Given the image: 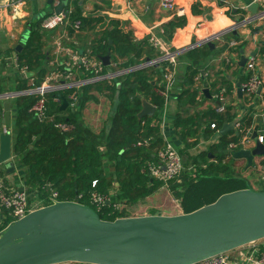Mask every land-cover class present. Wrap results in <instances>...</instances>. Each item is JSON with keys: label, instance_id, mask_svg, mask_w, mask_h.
I'll return each instance as SVG.
<instances>
[{"label": "trees", "instance_id": "trees-1", "mask_svg": "<svg viewBox=\"0 0 264 264\" xmlns=\"http://www.w3.org/2000/svg\"><path fill=\"white\" fill-rule=\"evenodd\" d=\"M71 5L74 7L71 20H80V30L92 29L103 22L102 17H83L77 0L71 2ZM195 8L192 7V14L198 13ZM50 15H45L41 20ZM41 20L31 23L29 35L16 54L17 72L26 68L32 73V85H27L29 79L19 75V84L9 87V81L1 74L0 64V94L39 87L47 76V54L43 51L45 31L40 28ZM186 23L185 16H174L161 26L157 36L164 44H168L176 30L184 28ZM67 29L71 30L70 27ZM229 37L239 41V36L233 32L229 33ZM245 44L241 43L238 48ZM218 53L215 47L211 50L205 44L177 55L174 66L162 60L157 66L128 71L143 64L147 58L158 59L161 53L150 44L148 37L134 41L131 33L121 29L118 22L110 21L100 39L92 42L90 54L96 58L110 55L111 65L103 67L101 75L115 71L127 72L112 80L97 81L78 89L47 93L46 119L42 122L31 111L38 99L37 95H19L6 100L12 101L15 110L9 128L11 151L21 186L30 198L37 196L43 199L46 196V184H49L57 193L59 201H76L89 206L101 220L113 221L129 217L126 214L127 207L144 201L164 186L162 182L150 177L145 168L147 163L156 162L157 151L165 145V137L159 127L165 99L158 95V91L163 90V76L167 72H174L170 91L174 95L169 93V99L174 97L176 109L170 119L175 136L183 145L178 152L184 169L179 179L170 182L167 189L178 202L182 213H190L211 204L223 194L251 188L248 180L235 170L232 157L234 151L229 149L230 144L238 143L245 136L251 126V117L248 114H232L230 107H226L221 115L216 114L213 108L203 113L190 114V110L199 104L198 101H205L201 91L194 87V78L199 69L205 68L207 61ZM178 66H181L179 71ZM80 74L81 80L95 76L92 71L83 69ZM221 82L226 87L231 83L226 76L221 78ZM105 91L108 98L116 101V105L113 114L108 117V126L96 134L84 125L81 112L87 102L98 101L92 92L101 96ZM74 92L77 94V107L73 111L69 108L61 109V104L54 101L56 98L66 99L68 94ZM142 99L155 107L152 117L138 118ZM236 117L239 118L238 135L235 131L230 132L219 136L217 143L194 156L187 153L190 147L197 145V135L203 126L202 135L207 137ZM57 123H68L73 129L60 133L55 127ZM211 124L215 125V129L210 128ZM146 139H149L147 147L134 146ZM0 175L4 176V172L0 171ZM93 182H96L94 187ZM259 191H264V188ZM93 192L109 199V203L101 210H97L91 203ZM120 205L124 207H115Z\"/></svg>", "mask_w": 264, "mask_h": 264}, {"label": "water", "instance_id": "water-1", "mask_svg": "<svg viewBox=\"0 0 264 264\" xmlns=\"http://www.w3.org/2000/svg\"><path fill=\"white\" fill-rule=\"evenodd\" d=\"M52 2L47 0L49 5ZM61 8L56 7L54 13L58 14ZM247 10L252 17L240 22V27L253 20L257 5L251 4ZM202 44L196 43L195 47ZM206 45L214 49L212 42ZM22 47L21 42L15 50ZM239 56L238 66L243 68L247 60L243 48L239 49ZM99 60L104 67L110 66L109 54ZM150 62L153 60L147 58L128 71L148 67ZM31 75L27 73L26 77ZM235 86L241 99V84ZM202 94L211 98L206 88ZM19 95L23 92L0 94V100ZM141 102L138 118L152 117L155 108L144 99ZM67 106V101L61 98V109ZM2 112L1 124L9 126V102L2 104ZM238 123L237 117L224 124L218 130L219 136L236 132ZM256 136L254 130L250 140L232 153L234 160L245 162V169L257 164V158L259 164L264 162V145L257 142ZM11 140V134L0 133V165L8 167L7 173L15 170ZM263 239L264 191L252 188L223 194L190 213L123 217L113 221L101 220L94 209L79 202L57 201L6 227L0 236V264H196Z\"/></svg>", "mask_w": 264, "mask_h": 264}, {"label": "crops", "instance_id": "crops-1", "mask_svg": "<svg viewBox=\"0 0 264 264\" xmlns=\"http://www.w3.org/2000/svg\"><path fill=\"white\" fill-rule=\"evenodd\" d=\"M73 1L75 0H70V4ZM77 2L79 4L78 9L81 11L83 17H102L103 22L92 29L80 30L78 33H74L72 29L64 30L63 28L45 32L44 40L46 43L43 47V51L47 54V62L45 63L49 69L47 76L54 69H59L58 65L68 59L66 55H58L55 49V41L65 32H67L69 40H63L62 38L63 45L69 46L79 55H88L92 42L100 39L110 21L118 22L121 29L131 33L133 40L138 41L150 34L157 36L161 26L176 16L173 12L160 9L158 0H77ZM175 4L177 7L184 8V16L187 19V23L184 28L176 30L173 38L168 44H164L167 49L176 50L184 48L190 44L198 43L202 39L216 33L227 31L222 34L216 43L212 42L215 45L214 47L219 50V53L216 54L214 58L207 61L205 68L199 69H206L211 74L213 83L210 85V89H208L211 98L206 97L205 101H198L199 104L190 110V114L203 113L208 108H213V95L216 93L217 88H223L226 91L225 98L227 107H230V113L235 115L248 114L251 117V126L242 138L246 137L250 139L254 130H256L257 135H264V110H259V108H256L254 105L248 106L245 103V101H247L246 98L242 96V98L239 99L237 96L235 85L236 83H241L244 72V68L238 66L240 48L237 47V50H230L232 61L230 65L226 64L223 56L224 51H226L227 42L233 40L229 37V33L233 32V34L239 36V45L241 43H246L244 47H242L246 58L250 56L252 52L256 51L255 55H257L255 58L259 65L257 69L264 77V45L262 44L264 43V21L256 24L257 26L254 27L253 25L238 26L243 20L251 19L252 17V14L247 10L250 5V0H175ZM193 6L196 7L197 14L191 13ZM54 9L53 2L49 5L47 0H0L1 74L9 81V87H15L19 84L17 81L19 75L29 79L27 85H32V75L26 77V75H23L22 69H20L19 72L16 70V54L19 51L15 49L21 42L24 45L25 41L23 42L21 40H24L22 39L23 36L27 39L31 23L41 20L45 15L54 13ZM259 27L263 28L260 29ZM254 29L257 30L254 31ZM95 59L99 60V58L96 57ZM179 69L181 70V66H178V71ZM27 73L29 72L26 70V74ZM72 74V79H80L81 74L77 70H73ZM224 76L231 82L227 87L221 82V78ZM170 93L174 95L173 91ZM92 95H95L98 99V95L95 92H92ZM173 98V96H171V99L168 98V117L166 116L162 132L165 139L178 150L182 149L183 145L179 143L171 124L170 116L176 109V101ZM255 101L258 100L255 99ZM4 102H6V100H0L1 105ZM7 102L10 103L11 123L15 110L12 101ZM103 104L104 102L102 101H89L85 104L81 112V120L84 125L96 134L108 126V117L113 114L116 101H113L112 107L106 114H91L93 111H100V107H102ZM2 117L3 112L0 111V133L5 127L1 124ZM6 127L9 128V126ZM204 127L205 126L202 127L201 133L197 135V145L187 150L190 156H194L206 150L209 145L218 142V131H213L211 134L209 133L207 137H204L202 135ZM237 130L238 128H236V131ZM258 161L259 159L257 158L256 163H258ZM235 164H243V172L240 175L248 180L252 189L257 190L254 183H260L264 188V181L262 180L261 174L262 168L255 164L253 167L245 169V162L241 160H235L234 165ZM262 165H264V162ZM4 168L6 171H3L1 168L0 170L4 172V176L7 177L9 182L13 183L16 187H21L22 182L15 164V170L12 173H7V166L4 165ZM256 172L258 174H256ZM158 192L159 190L144 201L132 206H135L137 212H139V214L135 216L169 215L156 211L155 214H152V210L147 207L149 205L148 202L152 203L158 198ZM132 207L130 206L129 209ZM181 213L182 211L173 215ZM240 251L245 252V256L236 260L237 253ZM249 252H254L256 255L263 253L264 239L232 251L231 257H233L235 261H238V264H247Z\"/></svg>", "mask_w": 264, "mask_h": 264}, {"label": "built area", "instance_id": "built-area-1", "mask_svg": "<svg viewBox=\"0 0 264 264\" xmlns=\"http://www.w3.org/2000/svg\"><path fill=\"white\" fill-rule=\"evenodd\" d=\"M158 4L160 9L173 12L176 16L185 15L184 8L177 7L175 4V0H158ZM251 4L257 5L256 16L253 18V20L247 22L245 25H253L254 27L257 26L256 24L264 21V0H250V5ZM53 6L54 8L62 6V8L58 14L52 13L50 16L43 18L40 22V28L45 32H49L57 28H63L64 30H66L67 27H70L74 33H78L80 31L81 22L80 20H71L70 15L73 10L70 4V0H53ZM221 36L222 35H219V33H216L214 35L202 39L198 43H203L202 45H205L208 42L218 41ZM147 37L149 38L150 44L161 53V57L153 60V62H150L149 66L155 65L162 60H166L174 66L176 65L177 55L195 48L196 44L193 43L184 48L169 50L156 35L150 34ZM62 38L63 40H69L67 32L63 33V35L55 41L56 53L58 55H66L68 59L58 65L59 69H54L52 72H50V74L45 77L44 81L39 87H31L23 91V95L34 94L38 96V99L32 106L31 111L33 112L35 118L40 122L46 119L45 95L47 93L64 89H78L83 85L94 83L97 81L105 79L112 80L118 77L119 75L127 72L115 71L110 72L107 75H101L102 69L104 67L101 61L96 60L95 57L91 56L90 53H88V55H79L75 50L71 49L69 46L63 45ZM238 45L239 41L232 40L228 42L226 51H224L223 55L226 64L230 65L232 63L230 50H237ZM184 49L187 50L183 52ZM256 55H250L246 58L247 60L243 67L244 72L242 76L244 80L240 84L242 88V96L247 99L245 103L248 106L254 105L256 108H259V110H264V77L262 76V73L257 69L259 65L255 58ZM82 69L84 71H92L95 76L91 79H72L73 70H77L79 73H81ZM22 73L23 75H26V68H22ZM174 77V72H167L163 76V90L158 91V95L165 99L164 107L161 113V120L159 122L161 132L166 121L168 98L169 93L172 89ZM212 83L213 79L211 77V74L206 69L199 70L198 74L194 78V87L199 89L201 93L202 90L205 88L210 89V85ZM225 92V89L217 88L216 93L213 95V110L216 114L221 115L226 110L227 102L225 98ZM257 92L259 93L257 94ZM255 99L258 101H255ZM65 100L68 103L67 108L71 109L72 111L76 109L77 94L75 92L68 94ZM54 101L61 104V99L59 98H56ZM55 127L60 133H67L73 129V126L68 123H57L55 124ZM210 128L215 129V125L211 124ZM236 128H239V123L236 125ZM2 131L4 133L11 134L10 128L6 126L3 128ZM256 139L259 144L264 145V135H257ZM249 140L250 139L244 137L240 139L238 143L230 144L229 149L235 151L236 149L242 147ZM164 141L165 145L157 151L156 162L147 163L145 169L150 177L162 182L164 186H167L170 182L179 179L184 168L182 158L179 155L178 150L165 138ZM148 144L149 139H146L137 142L134 146L147 147ZM12 161L14 163V156L12 158ZM257 165L262 168L261 174L262 180L264 181V165L259 163H257ZM95 184L96 182H93L92 187H94ZM45 188V198L40 199L37 196L30 198V195L27 193L25 188H23L22 186L16 187L13 183L9 182L6 176L0 175V236L10 223L21 219L32 211H35L39 208L51 205L54 202L59 201L57 199V193L50 188L49 184H46ZM91 203L95 206L97 210H101L105 204L109 203V199L107 196L93 192L91 194ZM115 207L121 209L122 207H124V205ZM231 252L212 257L196 264H238L239 262L235 261V259L231 257ZM248 254L249 255L247 259V264H264V252L258 255L254 254V252H249ZM243 256H245V252H238L236 260L243 258Z\"/></svg>", "mask_w": 264, "mask_h": 264}, {"label": "rangeland", "instance_id": "rangeland-1", "mask_svg": "<svg viewBox=\"0 0 264 264\" xmlns=\"http://www.w3.org/2000/svg\"><path fill=\"white\" fill-rule=\"evenodd\" d=\"M21 41H23V42L26 41V38L24 40H21ZM213 43H216V41L215 42L213 41ZM234 62H235V59H234ZM104 93H105L104 95L98 96V101H102V102H104V104L102 105V107H100L101 108L100 111L91 112L92 115L93 114H96V115L103 114L104 115L112 107L113 101L110 98H108V96L106 95L108 93L106 91ZM100 119H103V118H100ZM242 165L243 164H240V165L235 164L234 165L235 170L238 171L239 174H241L243 172L244 167ZM0 168L3 171H6L4 168V165H0ZM256 174H258V173L256 172ZM254 186L258 191L263 188V185H261L260 183H254ZM148 204L149 205L147 207L150 210L156 211L159 213H163V214L173 215V214H176L178 212H181L176 200L172 197L171 193L168 191L167 186H162L159 189L158 198L155 201H153L152 203L148 202ZM129 208H130V206L126 208V214L129 217H134L135 215L139 214V212H137V209L135 206L132 207L131 209H129Z\"/></svg>", "mask_w": 264, "mask_h": 264}]
</instances>
